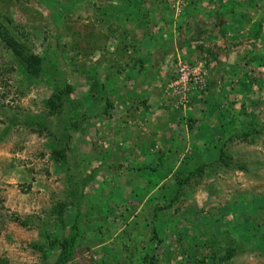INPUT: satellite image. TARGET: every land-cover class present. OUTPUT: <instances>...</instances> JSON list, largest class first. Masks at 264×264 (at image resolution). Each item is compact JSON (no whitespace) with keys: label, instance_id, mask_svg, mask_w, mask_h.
I'll return each mask as SVG.
<instances>
[{"label":"rangeland","instance_id":"374dc122","mask_svg":"<svg viewBox=\"0 0 264 264\" xmlns=\"http://www.w3.org/2000/svg\"><path fill=\"white\" fill-rule=\"evenodd\" d=\"M193 1L0 0V264H58L70 235L65 264H150L149 257L152 264H264V0H235L236 29L192 41L203 81L223 68L208 56L216 44L226 52L237 45L232 63L249 66L236 62L219 75V93L232 97L202 102L220 119L209 140L181 117L201 90L178 94L172 76L164 105L177 134L155 147L151 178H133L129 162L131 171L103 161L109 132L97 130L101 107L97 115L77 112L85 96L98 100L106 87L88 61L113 58L122 43L117 29L138 23L139 4L146 18L173 16L174 28L186 9L210 14L212 26L226 21L207 11L222 0L195 8ZM177 58L188 59L180 51L172 57L173 75ZM117 63L105 66L106 80ZM236 69L244 75L238 88ZM186 136L197 138L195 147Z\"/></svg>","mask_w":264,"mask_h":264},{"label":"crops","instance_id":"0c3cea01","mask_svg":"<svg viewBox=\"0 0 264 264\" xmlns=\"http://www.w3.org/2000/svg\"><path fill=\"white\" fill-rule=\"evenodd\" d=\"M222 1L223 4L217 1V4L215 3L213 7L211 5L207 9L208 12L212 11L214 19L217 16L226 19V21L220 22V25L217 26L215 23L212 26L211 19L205 18L206 16L209 17L210 14H202L201 11L195 9H186L183 10L185 12L181 11L183 13L178 18L179 27L177 26L176 28H174L176 21L173 22V16L165 15L162 19H166V21L160 19L159 15H157L156 19L149 15L148 19L145 17L146 11L143 10V5L139 4L140 12L139 14L136 13L137 18L135 16L133 18V20L139 18L138 23L134 24L133 27H129L127 23H124V25H121L124 31L117 29V32L122 34V43L115 47V51L110 50V55L113 58L110 57L108 60L102 55L98 59L93 58L91 62L88 61L93 69V76L95 75V78H99V76L103 78V85H106V87L100 91L99 95H101V98L97 97L96 99L98 100L91 101L85 96V100L81 105L83 110L81 109L77 112L85 114L90 112L92 115H97L101 107L100 112L104 122L101 123L102 127L97 130L109 132L108 136L102 140L106 147V154L102 155L105 163H114L117 166L125 164L127 170L131 171L128 164H126L129 162V164H133L131 172L133 178L135 177L134 175L147 179L152 177L150 174L152 171L150 170L154 168L150 167L158 163L154 155L155 147L162 145V141L165 139L176 137L178 129L176 128V121L178 120L164 105L168 101L164 88L173 76L171 59L180 51L187 56V60L190 63H193L198 56L196 51H198L199 46L193 44L192 41L197 42L198 39L196 38L200 35L204 36L203 34H206L212 37L215 32L223 34L225 31H231L236 29L237 25H240L234 11L231 12L232 5L236 3L235 0ZM210 2L213 3L214 1L209 0ZM199 4L206 5L204 0H194L191 5L195 8ZM99 31L102 32V30L97 31L102 36ZM257 34L254 32L252 37ZM213 38L215 39L214 36ZM99 39L102 40L99 47L105 46L103 43L105 39L103 37ZM240 41L239 39L237 43H240ZM122 45L130 46V54L122 53L120 50ZM221 46L222 44H216L212 47L208 56L214 60L212 63L214 66L222 61L223 68L211 69L207 72L205 76L207 89L200 94H196L194 96V105L192 104L190 108L185 110V114L181 115L182 120H186L191 128H196L195 131L197 132H203L201 134L203 136L207 135L206 139L204 138L205 140L211 138L210 130L212 128L215 130L214 126L218 127L217 124L220 119L209 112L208 109L210 107L207 103L202 102L207 101L209 98L208 102L216 104V101H220L219 99L222 98L221 96L225 100L232 97V92L224 95L219 93L220 87L218 86L222 82V78L219 75L230 70L236 62V67L238 68H242L243 65L249 66L246 63L243 64L239 59L232 63L235 58L232 57L231 52L234 51L233 47H237V45L230 43L227 46V52ZM220 52H223V54H220ZM93 54L92 52L91 55ZM108 62L121 63L116 64L118 71L114 75L113 80L110 78L111 80L108 79L109 81L105 79L106 72L104 69ZM233 73H235L234 77L238 79L236 84L235 82L233 83V86L238 88L240 85L239 80L241 81L244 75L240 69H236ZM227 80L229 81V79ZM205 93H208L206 95L208 96L207 98H204ZM229 104L233 106V102L231 103L230 101ZM75 105L73 104V106ZM73 106H70V108ZM83 125L85 130L90 129L89 123L84 122ZM99 136L102 137L103 134L99 132ZM184 138L186 141L190 140L192 146L195 147L194 143L197 138L187 136ZM150 150L152 153L149 152ZM206 152L205 150L204 153ZM88 157L84 158L88 161ZM134 163H137V165L135 166Z\"/></svg>","mask_w":264,"mask_h":264},{"label":"built area","instance_id":"2783aa9c","mask_svg":"<svg viewBox=\"0 0 264 264\" xmlns=\"http://www.w3.org/2000/svg\"><path fill=\"white\" fill-rule=\"evenodd\" d=\"M204 73L203 63L195 61L191 64L188 60L177 58L175 63V74L169 85L176 87V93L181 94L193 90L196 86L203 85L202 75Z\"/></svg>","mask_w":264,"mask_h":264},{"label":"trees","instance_id":"16d2710c","mask_svg":"<svg viewBox=\"0 0 264 264\" xmlns=\"http://www.w3.org/2000/svg\"><path fill=\"white\" fill-rule=\"evenodd\" d=\"M7 39L8 40H11V37L8 36ZM206 88H207V83H206V80H204L203 87L199 88L198 86H196L191 91H193V92H199V90H201V92H202V91L206 90ZM49 103L51 104L52 102H48V104ZM248 126L251 127L252 126V122H250L248 124ZM252 129L253 128H251L250 130H247V131H242L241 130V132L239 133V135L241 137H246L252 131ZM72 225L74 226V223ZM73 240H74V235H70L68 238L62 240V242H61V251H60V254L58 255V258L56 260V263H58V264H65L67 247L72 244ZM53 243H54L53 241H51V242L49 241L48 242V248L49 249H53L54 248V244ZM229 252H231L230 249H228L227 252H226L227 253V256H230L231 253H229ZM143 259L145 260L146 258L144 257ZM151 260L152 259H150V257H149V261L148 262L150 264H152Z\"/></svg>","mask_w":264,"mask_h":264}]
</instances>
